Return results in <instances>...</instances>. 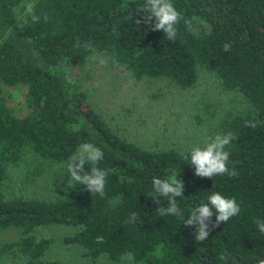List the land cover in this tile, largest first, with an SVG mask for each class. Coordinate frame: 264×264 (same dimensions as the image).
Returning a JSON list of instances; mask_svg holds the SVG:
<instances>
[{"label": "trees", "instance_id": "obj_1", "mask_svg": "<svg viewBox=\"0 0 264 264\" xmlns=\"http://www.w3.org/2000/svg\"><path fill=\"white\" fill-rule=\"evenodd\" d=\"M171 2L194 21L191 32L181 21L174 41L135 23L143 20L145 0H33L38 23L26 14L25 0H0V228L19 229L17 238L0 244V263L21 258L22 264H63L45 257L52 239L38 232L60 223L75 227L64 241L81 246L92 261L102 254L119 261L127 253L140 264L264 259V233L256 225L264 221V0ZM95 52L106 53L136 78L159 77L182 89L201 75L214 78L231 93L230 105L208 112V135L195 146L232 132L228 168L237 174L198 177L190 159L182 158L195 146L151 148L122 135L71 71ZM246 121L257 127H246ZM85 142L104 152L98 165L109 172L103 196L69 184L70 174L56 197L25 193L28 179L68 161ZM26 157L35 163L15 179L13 168ZM84 170L90 172V166ZM175 174L184 182V195L177 198L183 216L161 217L156 209L168 201L157 196L156 203L149 196L152 180ZM215 192L234 197L241 211L212 227L213 209L209 237L196 242L195 226L184 221ZM134 212L138 219L126 223ZM97 236L104 243L97 244Z\"/></svg>", "mask_w": 264, "mask_h": 264}, {"label": "rangeland", "instance_id": "obj_2", "mask_svg": "<svg viewBox=\"0 0 264 264\" xmlns=\"http://www.w3.org/2000/svg\"><path fill=\"white\" fill-rule=\"evenodd\" d=\"M71 71L91 104L111 125L128 139L151 148L195 146L208 135V112L220 110L231 101V93L223 90L214 78L201 75L193 86L182 89L159 77L136 78L123 64L109 60L104 52L91 54L84 64L71 67ZM67 162L45 167L28 179L24 183L25 193L40 197L60 195L69 175ZM34 163L28 157L21 159L12 176L21 178V170ZM38 229L52 239L45 257L63 264H140L132 259L111 261L105 254L90 260L81 246L64 241V236L75 230L72 225L50 224ZM18 235V228H0V244ZM0 264H22V261L5 258Z\"/></svg>", "mask_w": 264, "mask_h": 264}, {"label": "clouds", "instance_id": "obj_3", "mask_svg": "<svg viewBox=\"0 0 264 264\" xmlns=\"http://www.w3.org/2000/svg\"><path fill=\"white\" fill-rule=\"evenodd\" d=\"M23 7L26 14L31 16L34 23L40 21V16L35 14L33 0H25ZM141 12L143 13V20L137 19L135 23L137 25L144 23L150 26L152 31H163L165 38L169 41L176 40L178 35L177 25L181 21H183L188 31H193V18L185 17L177 10L171 0H145V3L141 6ZM44 19L47 21L48 17L44 16ZM88 47L91 48V45H88ZM230 49V44L224 45L225 51H229ZM245 126L256 128L257 124L255 121H246ZM234 139L235 135L232 132L226 134L218 133L214 137H209L203 146L197 145L188 154H182V158L185 161L190 159L189 164L194 166L195 175L198 177L212 179L216 175L227 174L230 177L234 176L237 173L235 169L230 170L228 168L230 152L226 150V147ZM103 158V150L93 143L85 142L79 145L77 152L69 158L65 166L66 172L70 174L68 183L71 184L74 181L85 186L86 190L92 195L99 194L103 196L109 174L108 170L98 166ZM86 164L90 166V172H85L84 166ZM152 184L154 194H150L149 196L156 203H160L157 196L168 201L167 207H158L156 212L161 217L169 215L183 216V210L177 203V198L184 195V182L177 179V174L167 179L153 177ZM207 199V203L196 206L184 221V225L186 226H195L196 234L194 238L196 242L206 240L212 227H218L222 222L229 221L230 218L237 216L241 211L240 205L234 197L228 198L220 192L212 193ZM213 209H215L216 221L210 227V224H212L211 218L214 215ZM137 219L138 215L134 212L126 223H134ZM256 225L259 231L264 233V221L257 220ZM96 243H104V237L97 236ZM121 259L131 260L132 255L131 253H127ZM219 259L225 261L226 257L221 254ZM258 264H264V259H259Z\"/></svg>", "mask_w": 264, "mask_h": 264}]
</instances>
